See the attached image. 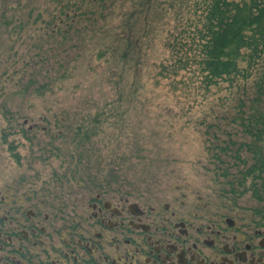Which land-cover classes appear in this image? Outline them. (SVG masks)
<instances>
[{
    "label": "rangeland",
    "instance_id": "obj_1",
    "mask_svg": "<svg viewBox=\"0 0 264 264\" xmlns=\"http://www.w3.org/2000/svg\"><path fill=\"white\" fill-rule=\"evenodd\" d=\"M207 1L0 0V227L7 229L17 208L21 217L30 210L70 222V210L87 205L79 192L87 174L76 167L71 138L76 126L94 127L96 118L98 135L86 155L88 165L103 163L112 199L144 197L160 211L185 202L205 217L208 206V213L253 227L258 206L250 194L224 192L222 170L236 173L237 163L213 158L229 135L210 126L243 140L229 122L240 99L250 105L264 56L251 66L239 62L250 76L232 85L222 79L208 87L198 64L171 73L176 57L200 59ZM72 22L80 33L60 36ZM140 36H151V44ZM41 202L46 206L37 210Z\"/></svg>",
    "mask_w": 264,
    "mask_h": 264
},
{
    "label": "flooded vegetation",
    "instance_id": "obj_2",
    "mask_svg": "<svg viewBox=\"0 0 264 264\" xmlns=\"http://www.w3.org/2000/svg\"><path fill=\"white\" fill-rule=\"evenodd\" d=\"M90 146L74 145L76 167L81 164L82 173L87 174L81 177L86 181L84 185H79L81 198H88L87 205H75L70 210L71 217L74 213L70 222L67 217L56 219L46 213L40 219L39 213L30 210L21 217L20 208L15 210L18 215H11L9 220L3 217L7 229L0 227V262L264 264V245H260L264 233H259L262 230L248 224L236 225L227 214L208 213L209 207L204 206L205 217L198 209L189 210L185 202L176 207L166 205L160 211L144 197L146 202L128 196L112 199V179L99 178L103 163L96 160L93 166L88 165L90 156L86 153ZM64 178L69 179L66 174ZM67 194L70 192L63 195ZM1 220L0 216V224ZM4 249L7 253L2 256Z\"/></svg>",
    "mask_w": 264,
    "mask_h": 264
},
{
    "label": "trees",
    "instance_id": "obj_3",
    "mask_svg": "<svg viewBox=\"0 0 264 264\" xmlns=\"http://www.w3.org/2000/svg\"><path fill=\"white\" fill-rule=\"evenodd\" d=\"M108 1L114 6L117 0ZM153 1L149 0V3ZM150 5L148 10L152 8ZM204 13V34L198 37L200 42H197L200 59L176 57L178 66L172 67V75L192 63L201 67L208 87L222 79L230 85L239 79L246 80L250 75L247 69L239 67V62L248 61L251 66L264 56V0H208ZM143 25L144 34H147L145 26L148 34L153 31L148 22L145 21ZM129 27L135 29L136 25L131 23ZM80 31L81 28L72 22L58 34L74 36ZM136 40H144L146 45L151 44V36H140ZM124 41L127 48L133 44L132 36ZM173 47L170 45L169 48ZM129 56L131 55L126 51L120 54L124 60ZM162 70L166 71L164 67ZM255 87L254 96L247 99L250 105L247 107L245 101L240 99L236 106L237 115H233L229 122L237 127L242 141L233 140V133H228L235 130L227 131L225 126L218 125L210 127H216L229 135V140L224 142L227 143L226 146H215L213 158L217 162H223L221 157H230L237 163L236 173H231L227 168L222 170L221 177L229 189L224 192L236 196L250 194L258 206L252 211L254 219H257L253 226L259 228L264 226V71L255 81ZM244 90L245 87L243 95ZM92 122L94 127L76 126L71 138L74 145L89 144L98 135L99 118L92 119ZM100 177L104 175L99 174Z\"/></svg>",
    "mask_w": 264,
    "mask_h": 264
},
{
    "label": "water",
    "instance_id": "obj_4",
    "mask_svg": "<svg viewBox=\"0 0 264 264\" xmlns=\"http://www.w3.org/2000/svg\"><path fill=\"white\" fill-rule=\"evenodd\" d=\"M261 232L262 231H259L260 234H262ZM260 245H264V238H262V240L260 241Z\"/></svg>",
    "mask_w": 264,
    "mask_h": 264
}]
</instances>
